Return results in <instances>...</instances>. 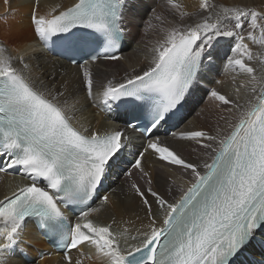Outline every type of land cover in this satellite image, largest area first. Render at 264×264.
Listing matches in <instances>:
<instances>
[{
  "label": "snow or ice",
  "instance_id": "1",
  "mask_svg": "<svg viewBox=\"0 0 264 264\" xmlns=\"http://www.w3.org/2000/svg\"><path fill=\"white\" fill-rule=\"evenodd\" d=\"M167 3L180 21L190 15L198 19L161 27L163 38L152 47L144 70L99 85L89 65L122 59L118 53L130 0H75L46 14H38L39 0H34L31 15L33 32L46 47L59 46L73 62L74 54L87 57L79 64L87 99L95 104L99 87L102 111L111 113L126 103L142 109L146 142L132 167L144 186L131 179L132 171L124 173L147 220L135 229L114 231L98 219L111 204L107 194L99 193L128 147L124 130L77 127L76 105L64 98L65 91L33 78L24 56L14 58L0 43V158H6L0 173L29 181L0 199V264L23 252L20 244L32 222L64 250L65 264L91 258L82 246L93 248L103 264H236L264 232V10L201 0L200 12L189 14L175 0ZM154 19L164 24L162 16ZM220 38L232 40L225 74L234 83L244 79L234 89L237 99L217 88L208 93L218 108L231 113L221 116L224 127L217 125L214 134L172 133L197 146L192 149L197 162H191L162 143L158 133L180 116L204 73L212 72ZM149 151L187 174L188 186H178V195L169 188L171 199L153 189L142 166ZM73 249L81 258L73 259Z\"/></svg>",
  "mask_w": 264,
  "mask_h": 264
},
{
  "label": "bare ground",
  "instance_id": "2",
  "mask_svg": "<svg viewBox=\"0 0 264 264\" xmlns=\"http://www.w3.org/2000/svg\"><path fill=\"white\" fill-rule=\"evenodd\" d=\"M175 2L182 5L183 10L189 14L200 12L201 0H175ZM74 3L75 0H39L37 11L38 14H46L53 9H66ZM210 3L217 6H242L264 10V0H210ZM33 5L34 0H8L7 4L5 0H0V43L7 46L14 58L19 55L24 56L29 63L33 78L39 77L45 81V84L49 86L55 84L57 89L65 91L64 98L68 99L69 104L76 105L74 123L77 127L83 126L90 131L97 132L121 130L123 116L115 111L111 113L102 111L103 105L99 100L101 95L99 87L95 89L97 102L93 104L87 99L83 89L80 67L70 66L63 60L51 57L41 50L40 41L35 36L31 25ZM154 15L162 16L164 24L160 25V22L154 19ZM195 19L198 17L190 15L180 21L171 6L168 5L167 0H130L128 17L124 19V25L128 32L124 55H121L120 61L99 60L98 64L90 66L97 85L106 82L108 79H114L118 82L125 73L135 74L133 69L136 72L144 70L152 58V47L163 38L161 27H171L177 22L191 23ZM149 20L157 27H150ZM231 43V38L220 39V46L214 49L216 57L214 68L211 73L205 72L204 77L199 81L196 91L191 97L188 117L182 127L175 132L206 130L214 134L217 125L225 126L221 116H229L231 113L218 108L217 102L212 101L208 93L210 89L217 88L232 99H237L234 89L244 78L237 77L234 83L230 76L225 74V55L231 54ZM250 47H253L254 51L257 50L251 44ZM53 76L55 80H52ZM217 81H221V83H217ZM65 83L66 88L62 89L61 85ZM245 99L242 89L239 103L243 104ZM145 142L146 140L131 145L132 147L127 150L129 156L135 160L138 154L143 152ZM162 143L177 149L186 160L197 162L195 159L197 153L192 151L194 147H197L194 143L179 141L172 135L165 138ZM3 159L6 158H0V164H2ZM141 163L152 177L153 189L168 199L172 198L168 195L170 187L172 195H178L175 191L178 186H188L186 183L187 174L183 173L177 166L173 168L163 164L151 151L144 152V159ZM124 166V159L121 158L112 169L109 180L106 182L107 189L102 193V195H108L111 204L98 214V219L103 223L112 224L114 231H121L125 226L135 229L147 224L144 206L134 192L130 190L129 177L124 173L132 171L133 177L131 179L141 186H144V181L140 179L132 166L121 171L120 168ZM28 182L19 175L0 173V199L11 197L18 185H24ZM262 237L264 238V234ZM20 248L34 262L27 263L18 251L11 258L10 264H65L61 256L53 254L51 250L49 251L41 234L31 223L25 229ZM40 252H49L51 256L47 255L39 259ZM84 252L91 254L94 260L84 259L83 264H103V257L95 253L93 248L85 246ZM261 254V247L252 243L236 264H253L249 260V256L256 258ZM71 255L74 260L81 258L77 252H73Z\"/></svg>",
  "mask_w": 264,
  "mask_h": 264
}]
</instances>
